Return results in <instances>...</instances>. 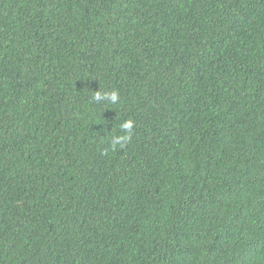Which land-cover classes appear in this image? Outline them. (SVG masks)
<instances>
[{
    "label": "trees",
    "instance_id": "trees-1",
    "mask_svg": "<svg viewBox=\"0 0 264 264\" xmlns=\"http://www.w3.org/2000/svg\"><path fill=\"white\" fill-rule=\"evenodd\" d=\"M0 264H264V0H0Z\"/></svg>",
    "mask_w": 264,
    "mask_h": 264
},
{
    "label": "clouds",
    "instance_id": "clouds-1",
    "mask_svg": "<svg viewBox=\"0 0 264 264\" xmlns=\"http://www.w3.org/2000/svg\"><path fill=\"white\" fill-rule=\"evenodd\" d=\"M93 100L99 101L101 99L107 100L113 104H115L119 99V93L116 90L111 92H103L96 91L94 92ZM134 128V121L125 120L120 125L121 133L120 135L113 136L111 141L112 150L115 151L117 148H124L129 141L131 140L132 130Z\"/></svg>",
    "mask_w": 264,
    "mask_h": 264
}]
</instances>
